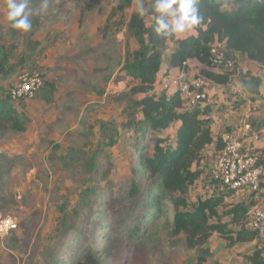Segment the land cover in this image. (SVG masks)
Here are the masks:
<instances>
[{"label": "rangeland", "instance_id": "rangeland-1", "mask_svg": "<svg viewBox=\"0 0 264 264\" xmlns=\"http://www.w3.org/2000/svg\"><path fill=\"white\" fill-rule=\"evenodd\" d=\"M41 2L31 0V7L38 9ZM123 3L49 0L47 13L33 15L32 29L21 32L9 27L0 0V43L29 59L11 77L0 76V97L29 118L23 132L0 125V218L16 223V229L0 236V264H45L61 231L92 207L97 213L89 218L101 217L100 225H86L87 237L93 228L102 234L96 249L102 250L116 233L106 226L115 215L111 201L139 175L140 158L152 151L149 138L144 145L134 144L141 115L128 92L134 81L130 64L144 45L127 28L134 0L129 7H117ZM248 69L264 80L262 68L248 64ZM23 72L39 73L43 85L33 98L12 100L8 93ZM209 89L210 102L221 104L218 88ZM173 129L159 133L173 135ZM145 144L149 147L142 148ZM210 192L211 184L198 180L187 198L195 204ZM114 208H119L118 202ZM164 208L168 212L157 222L150 224L148 219L142 239L122 236L118 257L104 259V264H198L199 252L188 248L182 235L171 232L168 199ZM262 240L230 245L213 234L207 244L210 254L202 264H248L242 255ZM79 241L69 236L63 247Z\"/></svg>", "mask_w": 264, "mask_h": 264}, {"label": "trees", "instance_id": "trees-1", "mask_svg": "<svg viewBox=\"0 0 264 264\" xmlns=\"http://www.w3.org/2000/svg\"><path fill=\"white\" fill-rule=\"evenodd\" d=\"M132 1L124 0L117 7H129ZM199 8L203 21L197 28V34L179 41L163 40L154 33V24L147 27L149 17L141 19L134 11L131 13L127 28L144 45L130 64L134 81L129 82L128 92L141 115L140 134L134 144L144 145L145 139L149 138L152 140V151L140 158L139 175L123 185L121 193L111 201L110 211L115 215L106 226L116 233L108 245L100 251L96 249L94 244L98 237H102L97 229L93 228V233L87 237L88 222L91 225L101 224V217L89 218L90 214L94 216L97 213V209L92 207L61 231L45 264H104V259H116L124 242L122 236H128L129 240L142 239L148 219L153 224L168 212L164 208L166 199L172 204L171 232L182 235L185 245L199 252L198 264H202L210 254L207 244L213 234L223 237L230 245L264 238V233L259 234L248 226L251 209L257 205L264 206V174L257 190L247 186L229 188L211 180L212 163L222 147V141L212 130L210 113L213 104L207 100L209 88L215 86L227 91L228 96L233 98L231 109L249 100L263 99L259 91V75L250 74L241 79L242 97L230 91L226 74L207 67L213 44H220L226 55L234 60L245 58L264 67V0H200ZM113 15L114 12L108 15L104 29ZM189 60L200 64L199 70L207 78L209 86L206 96L197 105L185 108L178 91L157 87L156 80L162 67L167 73L181 68L183 62ZM28 63L27 57L16 55L13 49L0 43L2 78L11 77L18 68ZM28 121L29 118L17 110L9 99L0 97V125L23 132ZM177 122L179 124L173 136L159 133ZM249 123L252 130L260 131L264 128V117L250 118ZM148 147L147 144L142 146ZM257 165L264 172V147ZM198 180L209 182L211 192L195 204L190 203L188 192ZM117 202L118 209L114 208ZM70 228L72 231L68 233ZM72 235L80 240L79 243L64 249V243ZM242 259L248 264H264V240L244 253Z\"/></svg>", "mask_w": 264, "mask_h": 264}, {"label": "built area", "instance_id": "built-area-1", "mask_svg": "<svg viewBox=\"0 0 264 264\" xmlns=\"http://www.w3.org/2000/svg\"><path fill=\"white\" fill-rule=\"evenodd\" d=\"M209 62L207 68L226 74L230 91L243 97L241 79L248 75L245 72L241 74L242 67L238 61L227 56L220 44H213L209 50ZM42 85L43 80L39 73L23 72L17 77L8 94L12 100L33 98ZM161 85L178 91L185 108L197 105L200 99L206 96L209 86L199 66L192 67L189 61L183 62L181 68L165 73ZM249 115V112L245 114L243 130L249 134V140L264 142V134L251 129ZM221 141L222 147L212 163L211 180L229 188L239 189L247 186L251 190H257L264 174L262 168L257 165V153L248 151L244 141L232 132H225ZM248 226L258 232H264V206L257 205L251 209ZM14 229L16 223L11 218H0V236L7 235Z\"/></svg>", "mask_w": 264, "mask_h": 264}, {"label": "clouds", "instance_id": "clouds-1", "mask_svg": "<svg viewBox=\"0 0 264 264\" xmlns=\"http://www.w3.org/2000/svg\"><path fill=\"white\" fill-rule=\"evenodd\" d=\"M5 20L10 28L21 32L32 29L33 15L47 13L49 0H42L38 9L31 7V0H3ZM200 0H134L135 14L143 19L149 17L147 27L165 41L184 40L196 35L202 24Z\"/></svg>", "mask_w": 264, "mask_h": 264}, {"label": "crops", "instance_id": "crops-1", "mask_svg": "<svg viewBox=\"0 0 264 264\" xmlns=\"http://www.w3.org/2000/svg\"><path fill=\"white\" fill-rule=\"evenodd\" d=\"M93 49L94 48H92L91 50H93ZM91 50L89 51V53L92 52ZM84 53H87V50H85L83 52V54ZM237 61H238L239 65H241V67H242V72H245V74H247V75L256 74V73H251L248 71L249 70L248 64L256 65L257 67L262 68V70H264V67H262L260 64L252 62V61L247 60L245 58H239ZM189 64L192 67H197V66L200 67V64L197 63L195 60H189ZM172 70L173 69H171L169 71H172ZM164 75H165V70H164V67H162L161 71L157 75L156 86L159 85L158 84L159 82L163 81ZM257 75H259V74H257ZM260 78H261V85H260L259 91H260V95L263 96V99L256 100V101H250V100L246 101L243 104H241L240 106H238L236 109H231L230 103H231L233 98L228 96V92L224 91L222 88L215 86L216 88H218V91L221 92V95H222L224 100L221 104H217V106H214V104L212 103L213 109L210 113V117L212 120L211 127H212L214 134L221 137L225 132H232L240 140L244 141V144L246 145L248 151H252L255 153L259 152L261 154V150L264 147V142L249 140V138L247 137V136H249V134H247L246 131L243 130V126H242L245 114L247 112H249V114H250L248 117V121L250 120V118H263L264 117V89H262L263 85H264V80H263L262 76H260ZM210 88H213V87H210ZM210 91H209V93H211ZM209 93H208V98H207L208 102H210V99L213 98L212 97L213 94H209ZM214 98H216V97H214ZM226 99H227V101H226ZM224 112L234 114L235 116L230 119V115L228 117H226L227 115H224ZM236 115H238V120L236 119ZM178 124H179V122H177L174 126H172L174 128L173 129L174 133H175V129H176ZM172 127H170V128H172ZM260 133L264 134V128L260 130ZM170 136H173V135H170ZM256 150H257V152H256Z\"/></svg>", "mask_w": 264, "mask_h": 264}]
</instances>
